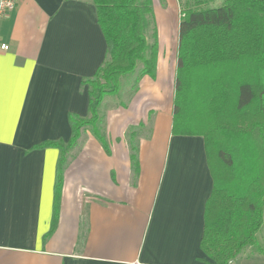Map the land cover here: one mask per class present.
I'll return each instance as SVG.
<instances>
[{"label":"crops","instance_id":"1","mask_svg":"<svg viewBox=\"0 0 264 264\" xmlns=\"http://www.w3.org/2000/svg\"><path fill=\"white\" fill-rule=\"evenodd\" d=\"M160 31L155 76L105 98L107 149L86 130L68 154L49 232L59 150L38 145L67 142L69 113L87 116L83 80L106 43L90 0H19L0 18V264H213L200 245L213 185L204 138L172 132L178 24L165 45ZM230 264L264 255L246 247Z\"/></svg>","mask_w":264,"mask_h":264},{"label":"trees","instance_id":"2","mask_svg":"<svg viewBox=\"0 0 264 264\" xmlns=\"http://www.w3.org/2000/svg\"><path fill=\"white\" fill-rule=\"evenodd\" d=\"M106 43L104 59L87 85L88 113H69L71 137L56 147L51 232L58 220L63 172L81 130L107 149L97 109L118 93L122 76L156 74L158 34L152 0H90ZM186 0L179 4L172 132L204 138L213 185L205 203L201 249L213 264H230L246 247L264 255V0ZM151 39V41L149 40ZM138 127H130L137 168Z\"/></svg>","mask_w":264,"mask_h":264},{"label":"rangeland","instance_id":"3","mask_svg":"<svg viewBox=\"0 0 264 264\" xmlns=\"http://www.w3.org/2000/svg\"><path fill=\"white\" fill-rule=\"evenodd\" d=\"M185 1L186 0H152L154 22L157 27L158 33H159V30H161L160 31L161 38H162L161 41L164 45L172 37L173 24L174 26H175V22H177L178 24L179 17H180L179 15L180 5L179 4H182ZM222 2L223 0H213L210 3V6L218 7L222 4ZM149 40L151 41L150 38ZM141 77H138L137 72L128 73L122 76L120 79V88H119L118 93H116L115 95H111L110 97H112L113 99H118L120 101L126 100V98L131 95L132 91H135L137 89L138 82L140 81ZM105 98L101 101L97 109L100 124H102L103 118H104L102 110H103ZM101 128L102 127L100 125V130ZM86 130L89 133H91L90 128L87 127L81 130V135H83V133ZM257 235L259 239L258 240L259 244L263 246L264 245V229L260 230L257 233Z\"/></svg>","mask_w":264,"mask_h":264},{"label":"built area","instance_id":"4","mask_svg":"<svg viewBox=\"0 0 264 264\" xmlns=\"http://www.w3.org/2000/svg\"><path fill=\"white\" fill-rule=\"evenodd\" d=\"M19 0H0V18L6 16L17 5ZM9 49V45L0 41V50Z\"/></svg>","mask_w":264,"mask_h":264}]
</instances>
